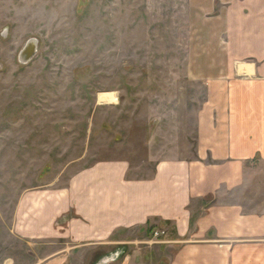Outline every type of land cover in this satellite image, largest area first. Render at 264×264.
<instances>
[{"label": "rangeland", "instance_id": "obj_1", "mask_svg": "<svg viewBox=\"0 0 264 264\" xmlns=\"http://www.w3.org/2000/svg\"><path fill=\"white\" fill-rule=\"evenodd\" d=\"M222 5L0 0V264H41L63 248L15 232L25 195L67 188L99 161L148 168V157L194 154L195 115L206 87L189 68L214 56ZM30 38L37 51L21 63ZM103 94L112 101H100ZM254 168L264 174V165ZM23 209L24 222L35 224L34 206ZM93 251L74 264H97Z\"/></svg>", "mask_w": 264, "mask_h": 264}, {"label": "crops", "instance_id": "obj_2", "mask_svg": "<svg viewBox=\"0 0 264 264\" xmlns=\"http://www.w3.org/2000/svg\"><path fill=\"white\" fill-rule=\"evenodd\" d=\"M220 1L214 56L189 68L206 87L194 154L99 161L67 188L25 195L15 232L63 247L43 264L89 250L97 264H264V0Z\"/></svg>", "mask_w": 264, "mask_h": 264}, {"label": "water", "instance_id": "obj_3", "mask_svg": "<svg viewBox=\"0 0 264 264\" xmlns=\"http://www.w3.org/2000/svg\"><path fill=\"white\" fill-rule=\"evenodd\" d=\"M37 39H28L19 53V61L21 63H28L37 51Z\"/></svg>", "mask_w": 264, "mask_h": 264}, {"label": "bare ground", "instance_id": "obj_4", "mask_svg": "<svg viewBox=\"0 0 264 264\" xmlns=\"http://www.w3.org/2000/svg\"><path fill=\"white\" fill-rule=\"evenodd\" d=\"M99 100L100 101L111 102L112 101V97L109 96V94H103V95L99 96Z\"/></svg>", "mask_w": 264, "mask_h": 264}, {"label": "built area", "instance_id": "obj_5", "mask_svg": "<svg viewBox=\"0 0 264 264\" xmlns=\"http://www.w3.org/2000/svg\"><path fill=\"white\" fill-rule=\"evenodd\" d=\"M157 234H158L157 232L154 233L155 236H157Z\"/></svg>", "mask_w": 264, "mask_h": 264}]
</instances>
